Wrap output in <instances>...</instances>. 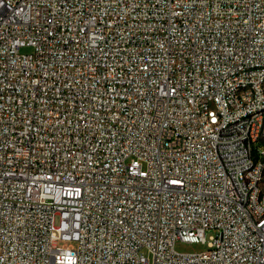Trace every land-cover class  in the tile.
<instances>
[{"label":"built area","instance_id":"built-area-1","mask_svg":"<svg viewBox=\"0 0 264 264\" xmlns=\"http://www.w3.org/2000/svg\"><path fill=\"white\" fill-rule=\"evenodd\" d=\"M250 61L264 0H0V264H264Z\"/></svg>","mask_w":264,"mask_h":264},{"label":"rangeland","instance_id":"rangeland-1","mask_svg":"<svg viewBox=\"0 0 264 264\" xmlns=\"http://www.w3.org/2000/svg\"><path fill=\"white\" fill-rule=\"evenodd\" d=\"M21 51L22 52H31V51H33V48L30 46H26V47H23L21 49ZM258 146L260 148H263L264 142H259ZM59 222H60L59 217H56L55 224L58 225ZM212 233H213L212 231H209L207 234V238H209V236ZM73 243L76 244V241H74ZM207 248H208L207 243L178 242L176 245V249L180 252H196V251H201V250H204ZM144 252L151 259V261H153V255L148 250H145Z\"/></svg>","mask_w":264,"mask_h":264},{"label":"bare ground","instance_id":"bare-ground-1","mask_svg":"<svg viewBox=\"0 0 264 264\" xmlns=\"http://www.w3.org/2000/svg\"><path fill=\"white\" fill-rule=\"evenodd\" d=\"M263 61H250L248 62V71H263ZM262 176H264V169H262ZM258 194H264V180H260V187H258Z\"/></svg>","mask_w":264,"mask_h":264}]
</instances>
